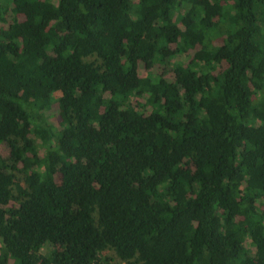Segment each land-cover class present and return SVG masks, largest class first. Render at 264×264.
Here are the masks:
<instances>
[{"label": "trees", "instance_id": "trees-1", "mask_svg": "<svg viewBox=\"0 0 264 264\" xmlns=\"http://www.w3.org/2000/svg\"><path fill=\"white\" fill-rule=\"evenodd\" d=\"M1 144L0 264H264V0H0Z\"/></svg>", "mask_w": 264, "mask_h": 264}, {"label": "rangeland", "instance_id": "rangeland-1", "mask_svg": "<svg viewBox=\"0 0 264 264\" xmlns=\"http://www.w3.org/2000/svg\"><path fill=\"white\" fill-rule=\"evenodd\" d=\"M175 61H177V59H175ZM161 69H159L158 68V66H155V67H153L151 70H149L148 72L147 71H145V70H143V68L141 67L140 68V74L141 75H143V74H149V73H151V74H153V75H158V74H161ZM138 102H140L139 100H132V104L133 105H135V106H137V103ZM54 107L52 106L51 107V110L50 111H48L47 113L48 114H50V123H52V124H54V125H56V123H57V120H56V117H55V115H54ZM37 140V144H39V140L38 139H36ZM7 153H8V150H7V148L3 145V144H1L0 145V155L2 156V157H6L7 156ZM40 156H44V151H43V149H41L40 148ZM44 158V157H43ZM46 160V159H45ZM43 166H44V164H43ZM43 168V167H42ZM102 259H104V260H102V262H101V264H125V263H120L119 261H118V259L114 256V254L112 253V252H109V251H106V252H104L102 255ZM106 259V260H105ZM107 261V262H106Z\"/></svg>", "mask_w": 264, "mask_h": 264}]
</instances>
